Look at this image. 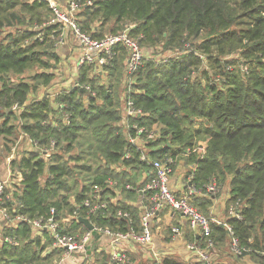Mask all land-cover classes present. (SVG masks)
<instances>
[{
    "label": "trees",
    "instance_id": "obj_1",
    "mask_svg": "<svg viewBox=\"0 0 264 264\" xmlns=\"http://www.w3.org/2000/svg\"><path fill=\"white\" fill-rule=\"evenodd\" d=\"M80 1L90 3L77 17L82 32L98 40L128 28L129 36L152 52L132 74L130 84L125 73L127 51L120 44L99 71L93 64H83L77 85L55 98L56 109H62L63 102L69 113L62 123L60 112L55 117L56 106L46 98L25 105L31 85L13 86L5 79L8 73H23L28 64L42 63L37 57L45 53L39 47L55 43L52 36L57 37L58 31L47 24L52 18L48 2L0 0V134L11 133L8 122L14 118L37 149L20 157L18 187L8 197L4 186L1 207L28 221L48 215L53 207L61 218L93 186L104 187L111 180L125 196L108 204L110 214L91 221L113 230L126 231L131 225L137 229L139 211L133 203L139 198L137 188L144 184L140 173L147 176L145 181L153 175L128 147V132L120 125L124 100L130 99L142 115L129 118V125L160 127L156 139L146 144L149 158H177L201 138L205 141L203 155L185 157L191 182L198 187L212 179L219 185L229 184V202L238 201L236 210L242 219L225 222L245 248L244 254L264 256V0ZM93 20L100 25L112 22L113 27L104 32L90 26ZM243 24L248 27L235 29ZM5 27L16 28L3 33ZM197 39L201 41L195 45ZM155 47L170 56L165 61L155 58ZM230 50H238L241 58L231 70L225 67L224 57ZM95 76L105 78L106 86L95 85ZM43 147L49 148L47 158L42 156L47 150ZM127 151L131 158L122 159ZM127 198L133 202L128 204ZM192 203L200 208L206 201ZM117 209L127 210L130 219L116 218ZM79 227L76 222L72 228ZM3 232V237L14 240L0 243V264H49L55 253H61L50 249L39 257L38 252L50 247L51 241L45 232L33 237L27 221H18ZM166 237L170 238L168 232ZM196 238L195 234L189 237ZM226 238L224 226L210 224L213 246ZM102 256L94 253V264H105L106 259L98 260ZM161 264L178 263L167 256Z\"/></svg>",
    "mask_w": 264,
    "mask_h": 264
},
{
    "label": "built area",
    "instance_id": "obj_2",
    "mask_svg": "<svg viewBox=\"0 0 264 264\" xmlns=\"http://www.w3.org/2000/svg\"><path fill=\"white\" fill-rule=\"evenodd\" d=\"M46 1L52 12V18L47 24L55 25L58 31L57 37L52 36L55 39L54 44L57 46L63 44L67 33H69L81 49L76 63L78 67L83 64H93L96 68H100L108 62V59L114 56L113 49L119 44L124 46L127 51L125 59L126 79L141 67L144 58H146V53L138 42L129 36L128 28L116 34L105 35L103 38L96 40L82 32L77 24L76 15L87 2L65 0L63 4L58 5L53 0ZM170 54H163L160 60L165 61ZM126 81L127 84H130L129 80ZM121 114L124 118L122 120L124 123L123 127L128 132V147L138 153L139 161L149 165L151 174L153 175L150 181L143 184L142 187L137 188L140 197L133 203L139 211L137 229L131 225L126 231L113 230L91 221L93 217L103 216V214L107 213L110 214L108 204H115L110 196L117 193L121 194L118 188L115 187L116 182L111 180H107L104 187L93 186L78 204H73V199H71V203L73 204L71 212L66 213L61 218L55 208L51 207L46 216H40L28 221L22 215H15V219L27 221L33 236H42L43 232L47 233L51 241L50 247L61 250L63 257L72 258L73 264H94V253L101 252L100 249L106 255L105 264H126L130 262V255L134 251L139 252L141 251L140 249L147 250L146 247L152 249V220L165 211L179 215L182 221L187 223L189 229L197 236L194 241L186 242L184 248L187 251L197 253L199 260L203 263H209L208 250L213 248V242L209 239L211 223L224 226L227 231L229 252L236 257L242 255L245 252V248L240 245L233 228L226 222L219 223L213 218L204 216L197 206L192 203V198L202 193L201 188L196 187L191 182L192 172H188L186 176L183 192L176 194L169 184L176 164L174 157L167 156L163 159L148 157V147L146 144L149 140L156 139V131L153 128L147 129L136 123L128 124L129 118L133 119L142 115L141 110L134 106L132 100H124ZM129 131L133 133L131 134ZM32 144L34 146L36 143L32 142ZM52 146L53 142L50 144L51 148ZM190 149H185L183 154L188 155L190 152H196V148L191 147ZM42 153L44 158L49 157L50 152L48 150ZM130 158L131 153L129 151L123 154L122 159L128 160ZM5 180L0 184V206L3 199V188L6 184ZM125 188L132 189L129 185H125ZM208 191L212 193L213 187H209ZM237 206L238 201L233 202V205L229 208V218L241 220L242 217L236 210ZM0 214L3 217L7 216L3 209H0ZM113 214L116 218L130 219V213L127 210L117 209ZM79 217L87 219L92 225V229L89 230L81 224L78 221ZM76 222L80 223L81 227L73 229L72 227ZM180 237H182L181 227L178 225L172 226L170 229V241L174 242ZM150 254L152 259L151 264L162 263L163 260L158 259L153 249Z\"/></svg>",
    "mask_w": 264,
    "mask_h": 264
},
{
    "label": "rangeland",
    "instance_id": "obj_3",
    "mask_svg": "<svg viewBox=\"0 0 264 264\" xmlns=\"http://www.w3.org/2000/svg\"><path fill=\"white\" fill-rule=\"evenodd\" d=\"M53 1H55L58 5L62 4V3H60L59 0H53ZM63 1H65V0H62V2ZM80 13H77V15H76L78 18L80 16L79 15ZM244 23H247V22H244ZM90 26L94 27V28L100 27V29L103 30L104 32H108V30L113 27V24H112V22H109L106 25L105 24L100 25L99 21L93 20V22L90 24ZM16 27H18V26H16ZM16 27H5L3 29V33L13 31L14 28H16ZM244 27H248L247 24L236 26L235 29L238 30V29H241ZM35 29H38V28H35ZM200 41H201V39L194 40L195 45L199 44ZM45 46H46V48L44 46L39 47V49H42L44 51L45 55L41 54L37 57L38 58L37 61H42V63L41 62H33L31 64H28L27 68L25 69V71L23 73H20V74L8 73L5 77V79H7V84L13 85V86H17L19 83H22V82H25V83H28L29 85H31L33 89L28 94L27 101H26L25 105L30 104L32 102H35L37 100H41V99L46 98L49 100L50 104L52 103L51 105L53 107L56 106L55 111L57 113L56 112L54 113V115H56L55 117H58V115H59L58 111H59L61 114V117H59V118L62 120V123H66L67 118L69 117V113L66 111L67 106L65 103L62 102L63 108L62 109L59 108V110H57L58 109V103H56L55 98L57 96L63 94L64 91L72 89L73 87H75L77 85L76 82L78 81L79 73L85 67L80 66V67L76 68V65H77L76 63H77V60L79 58L78 54H80V53L75 54L74 59L76 60V62L73 59L71 64H67L65 66L64 64H62V62L64 60L58 54L59 46H57L55 44H52L50 46H48V45H45ZM185 46H188V45H185ZM142 48L144 49V52L146 53L145 56L148 57V55L151 54L152 49L147 48L145 46H142ZM155 48H157L156 51H158L157 52L158 54H156L154 57L160 59V57L162 56V53L159 50L161 48L160 47H155ZM188 48H190V46ZM197 53L200 54V52H197ZM51 54L53 56H50ZM224 57L228 61L226 64L227 66H225V67H227V69H229V70L233 69L232 65H235L237 67L236 63H237V60L239 57V51L238 50L237 51L230 50L229 52H227L224 55ZM240 59L241 58L239 57V60ZM231 63H234V64H231ZM241 69L244 70L245 66H242ZM220 70H221L220 68L217 69L218 72ZM92 74H93V71L90 70V72H88V75L90 76ZM97 77L98 76H95L93 78L95 85H101L102 84V85L106 86V79L102 78V77H99V78H97ZM127 80H129V82L131 83V81L133 80V77L130 76L129 78H127ZM80 85L82 86L84 84H80ZM59 104H60L59 106H61V103H59ZM22 108H23V106L18 108L15 111L16 116H19L20 112L22 111ZM0 111H1V109H0ZM2 121H3V117L0 114V124ZM26 122L31 123V121H27V120H26ZM8 124L11 125V127H13L11 133L10 134H0V184L2 183V181H4L3 179H1V177L3 175V171L7 170L8 178L5 180L6 184L4 186H6V189L9 191L7 193V196L10 197L11 192L14 191L16 187H18V184H19V181L21 178V176L18 172V169L16 168V166L18 165L20 157H22L23 155H27L29 152L35 151L37 149L35 146H33V144L32 145L29 144L30 137L28 135L22 133L21 128H20V124L17 122V120H15L14 118H10ZM120 125L123 127L122 123ZM152 128L154 131H156V135H157L160 127L159 126H153ZM123 130H124V128H123ZM199 142L200 143L193 145V148H196V152H194L195 157H200L201 155H203L204 150H205V141L201 138L199 140ZM44 148L45 147H43V149ZM199 148H200V150H199ZM46 149L48 150L49 148H46ZM46 149H44V150H46ZM191 154H192V152H190L188 155H184L182 153V156H177V158L178 159L182 158L183 160H185V157H187ZM177 158H174L175 161L177 160ZM176 163H177V161H176ZM13 164H15V165H13ZM187 173H186V175H187ZM196 187H198V186H196ZM209 187H213L212 193H210L208 191ZM226 187H227V182H225L224 185H219L213 179L210 181H207L205 183V185H203L202 187H198V188H201L202 193L200 195H195V197L192 198V201L195 200V202H196V200H201V199H203L202 196H204V198L207 197L208 199L211 198L210 196H213L214 197L213 202L207 201L206 203L201 205L200 208L198 207L200 212L208 218L209 217L210 218L214 217L216 219L221 218L222 220H220V221L227 220L230 217L229 208L231 207V205H233V202L230 201L227 204V203H224L222 200H220V198H222L224 195L223 192H226ZM124 196H125V194L122 195V194L117 193L115 195H111L110 198L112 199V201L115 202L116 199H122V198H124ZM126 201L128 202V204L133 202L132 200H130L128 198L126 199ZM207 208H208V210H207ZM0 209H3V208L0 206ZM211 209L213 212H215V214H209V211H211ZM3 210L6 212L7 216L3 217L0 214V243H2L6 239H7L6 241L12 242V240H14V239H12V237H6V236H4L5 238L3 237V234H4L3 231L7 227L15 225L19 220L15 219V216L8 213L5 209H3ZM227 241H228V239L226 238L225 242L223 244H219L218 246H214V248H211L208 250V260H209L208 264H264V256H261V255H257V254L250 255V254H244L243 253L242 255H240L238 257L233 256L228 250ZM167 246H168L167 248H164V252L160 253L161 256L165 255L166 253H170L169 257L174 259L178 264H187V263L196 264V262H200L197 253L192 252V251H187L184 248L183 244H181V245L177 244L176 247H174L172 245V248H170L171 245H169V244H167ZM202 247H203V245H202ZM50 249H52V248L48 247L47 249H45V251H43L41 253L38 252V256L43 257L44 255H46L48 253V251ZM140 250L141 251H139V252H143V253L146 252L145 249H140ZM183 250L186 252L185 253L186 255L188 254L187 259H184ZM136 251H137V249H136ZM53 252H55V251H53ZM100 253H102V252H100ZM55 254L53 255L52 260L49 264H60L61 262H62V264H67V263L73 264L72 258L63 257L62 252L60 253V255H55ZM105 259L106 258H105V254H104V256H102L98 260L103 261ZM147 261L148 262L144 261L145 263L144 262L143 263L144 264H151L152 263V261H149L148 259H147ZM137 262L138 261H136L135 259H131V261L129 263L139 264ZM38 264H42V263H38Z\"/></svg>",
    "mask_w": 264,
    "mask_h": 264
},
{
    "label": "crops",
    "instance_id": "obj_4",
    "mask_svg": "<svg viewBox=\"0 0 264 264\" xmlns=\"http://www.w3.org/2000/svg\"><path fill=\"white\" fill-rule=\"evenodd\" d=\"M59 1L62 4L64 2V1L62 2V0H59ZM77 53H81L80 46L71 37V35L69 33H67L64 43L61 44L59 46V48H58V54L64 60L62 62V64H64L65 66L67 64H71L72 60L75 57V54H77ZM78 55H80V54H78ZM75 62H76V60H75ZM77 67L78 66L76 65V68ZM95 70L99 71V68H96ZM121 123L124 124L122 121H121ZM29 144L32 145L30 140H29ZM188 167L189 166L186 165L185 160H183L182 158H179L177 160V163L175 164L174 172H173L172 176L170 177L169 184H170V187L174 190V192L176 194H181L183 192V190H184V183L186 182V176L188 175L187 172H191V171H189ZM186 173H187V175H186ZM140 174H141L140 180L141 181L144 180V181H142L144 184L146 182H148L147 180L145 181V179H147V176H145L143 172H141ZM6 178H7V170L3 171V175L1 177V179L5 180ZM228 192H229V184L227 183L226 192H223L224 195H223L222 198H220V200H222L224 203H227V204L229 202V194H228ZM139 197H140V195H139ZM210 197L211 198L208 199L207 197L204 198V196H202L203 199H201V201L205 200L206 202L207 201L208 202H213L214 201L213 200L214 197L213 196H210ZM117 201H118V199L115 200V202H117ZM197 208H198V206H197ZM208 208H207V210H208ZM209 214H215V212H213L212 209H211V211H209ZM213 219L215 221L219 222V223H223V222L226 221V220L220 221V220H222L221 218H218L219 219L218 220V219L213 217ZM214 224H216V223H214ZM175 225H178V226L181 227V229H182V237H180L179 239H177L174 242H171L170 238L168 239V237H166V234L168 232L169 235H170V229H171L172 226H175ZM152 226H153L152 227V230H153V242L151 244V248L157 254L158 259H162L163 260L165 257L170 256V253H166L165 255H162L163 257L160 255L161 252H164V248L168 247L167 244L171 245L170 248H172V245L174 247H176L177 244H180V245L183 244V246H184L186 242H188V241L192 242L193 241V240H190L189 237L191 238V236H193L194 233L189 229L187 223L183 222L182 219L180 218V216L177 215L176 213L165 211V212L159 214L157 218L152 220ZM187 233H190V234H187ZM213 248H214V246H213ZM146 249L147 250H145L146 251L145 253H143V252H135L134 251L130 255V257L132 259H135L136 261H138L137 263H139V264H144L145 262H148L147 259L149 261H152L151 254H150L152 249H150V247H146ZM100 251L102 253H104V251L102 249H100ZM183 252H184V259H187V255L188 254L186 255L185 254L186 252L184 250H183Z\"/></svg>",
    "mask_w": 264,
    "mask_h": 264
},
{
    "label": "water",
    "instance_id": "obj_5",
    "mask_svg": "<svg viewBox=\"0 0 264 264\" xmlns=\"http://www.w3.org/2000/svg\"><path fill=\"white\" fill-rule=\"evenodd\" d=\"M78 221L81 223V224H83L87 229H92V225L90 224V222L87 220V219H85V218H82V217H79L78 218ZM93 247V246H92ZM91 247V248H92ZM90 248V247H89Z\"/></svg>",
    "mask_w": 264,
    "mask_h": 264
}]
</instances>
